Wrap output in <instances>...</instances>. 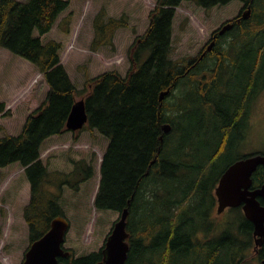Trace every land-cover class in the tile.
I'll return each instance as SVG.
<instances>
[{
    "label": "trees",
    "instance_id": "16d2710c",
    "mask_svg": "<svg viewBox=\"0 0 264 264\" xmlns=\"http://www.w3.org/2000/svg\"><path fill=\"white\" fill-rule=\"evenodd\" d=\"M182 1L156 0L148 15L146 31L130 47V67L126 74L123 76L116 70H109L87 78L86 85L89 87L80 94L61 63L60 42H43L41 39L52 29L69 1L0 0V47L32 63L43 74L48 86L45 99L26 117L21 131L0 138V167L18 162L25 168L30 184L29 201L23 207L30 243L49 229L53 217L64 215L60 203L62 186L69 184L75 189L77 182L90 178L92 174L89 163L75 161V172L87 171L72 184L69 177H61V172H50L40 158L41 144L47 138L67 132L65 123L68 114L80 94L84 96L88 116L83 129L94 130L108 139L93 204L97 210L122 212L125 208L130 209L127 225L130 251L125 264H253L246 251L250 245L252 225L238 208L230 210V218L225 225L219 224V244L217 250L213 249L217 251L214 256L206 254L205 250L200 253L185 250V253L175 245L181 236L178 227L184 225L180 209L185 202L189 204V209L197 212L199 218L196 216V219L204 223L202 216L206 215L213 202L214 185L224 168L216 173L203 167L206 164L216 165L219 158L227 154L232 146H237L245 134L246 122L240 116L244 114L245 117L246 111L241 95L248 99L253 89L246 88L242 93L241 85L224 93L219 84L225 83L224 75L221 78L226 71L223 65L228 75L237 80V85L242 84L239 75L245 69L251 73L243 82L255 83L256 58L264 45V0H255L254 5V0H239L244 7L253 6V10L259 4L260 14L255 19L252 15L240 23L233 21V28L218 37L206 59L191 69L189 67L195 62L194 58L173 60L170 57L174 9ZM195 1L201 7L210 8L232 0ZM127 26L126 15L107 16L105 9L101 8L92 20L90 50L98 51L106 46L114 48L116 31ZM180 81L182 83L177 88ZM208 82L219 91L217 97L231 104L239 103L243 110H232L234 107H231V111L226 110L225 114L217 111L223 120L219 124L209 114L206 101H201V91L204 83ZM168 89L170 94L160 100V93ZM187 93L191 103L207 109V127L214 134L211 141H207L203 155L190 164L186 162L187 151L191 150L189 145L184 146L179 157L167 158L161 153L164 152L162 149L167 134H164L163 142L160 140L163 135L161 126L166 122L172 125L173 131H184L178 119ZM211 98L215 99V95ZM209 102L215 109L218 108L213 101ZM1 113L7 114L4 102H0ZM191 130L195 131L191 137L198 136L200 129ZM237 158L238 155L232 161ZM178 168H183L182 173L178 172ZM263 178L264 169L260 167L253 176L254 185L263 183ZM168 237H171L169 242ZM100 259V251L74 257L70 249V256L59 260L66 264H94Z\"/></svg>",
    "mask_w": 264,
    "mask_h": 264
},
{
    "label": "rangeland",
    "instance_id": "374dc122",
    "mask_svg": "<svg viewBox=\"0 0 264 264\" xmlns=\"http://www.w3.org/2000/svg\"><path fill=\"white\" fill-rule=\"evenodd\" d=\"M68 1V7L59 15L52 29L42 35L41 39L43 42L47 40L60 42L61 63L81 94L89 87L88 84L86 85L87 78L109 70H116L123 76L126 74L130 67L128 59L130 47L146 31L148 15L155 6L156 0ZM255 3L254 0L253 5ZM101 8L105 9L107 16L126 15L128 26L116 31L113 39L114 48L106 46L98 51H92L90 50L93 36L92 20ZM244 8L239 0L210 8L199 6L195 0L182 1L174 9L170 57L173 60L195 59L202 49H206L210 35L227 21L235 19ZM260 12L259 4L255 10L252 6V19L257 18ZM256 61L255 83H249L251 88L248 86L251 91L253 89L250 96L252 98L248 100L249 98H245L244 94L241 95L246 113L245 117L244 114L240 117L243 116L245 122L247 120L245 136L237 146H232L227 154H223L216 165L206 164L203 167L211 172L217 173L222 168H227L241 153L264 152V45ZM223 67L226 70L225 83L219 84L222 92L225 93L235 86L242 85V93H245L244 89L248 88V83H244L243 80L248 77L247 74L249 75L248 69L239 75L242 84L237 85V80L228 75L225 65ZM181 83L182 81L178 83L177 88ZM209 83H204L201 101H206L205 106L209 114L216 118L219 124L223 120L217 111L225 114L226 110L231 111V107H234L232 110L237 108L243 110L241 104L236 102L231 104L222 97H217L219 91ZM47 90L48 86L42 73L32 63L0 47V102L5 103V111H7V114H0V138L8 134L16 135L21 131L26 117L43 102ZM80 94L77 100L82 97ZM188 95V93L185 95L183 109L178 119V124L184 128V131L181 129L173 131L172 128L166 136L163 150L167 158L179 157L187 144L191 149L186 154V162L189 163L193 160L195 162L203 155L207 141H211L214 134L207 127L209 124L205 119L208 114H205L207 109L191 103V97ZM213 95L215 99L211 98ZM209 101H213L218 108L215 109ZM191 129H200L198 136L191 137V134L195 133ZM107 144L108 139L100 133L82 129L77 135L68 131L49 137L40 147V158L47 169L50 172H61V177L64 179L69 177L72 184L78 177L67 175L75 171V161L87 162L92 167L90 178L81 182L77 188H71L69 184L62 186L60 203L70 223L63 246L73 250L74 257L100 251L113 223L119 217V212L97 210L93 204L100 178V164ZM24 169L18 162L0 167V264H22L29 246L28 226L23 216V207L29 201L30 184ZM182 169L178 168V172L182 173ZM86 171L87 169L78 170L75 174L82 177ZM180 245L181 243L176 244V247L182 251L184 246L180 249ZM181 253L178 255L179 261ZM206 254L215 255L210 251Z\"/></svg>",
    "mask_w": 264,
    "mask_h": 264
},
{
    "label": "water",
    "instance_id": "95a60500",
    "mask_svg": "<svg viewBox=\"0 0 264 264\" xmlns=\"http://www.w3.org/2000/svg\"><path fill=\"white\" fill-rule=\"evenodd\" d=\"M251 14V6H247L239 19H247ZM232 23L227 22L219 30V34L232 28ZM214 44L211 41L207 47L209 50ZM170 90L160 93L162 100ZM88 121L84 97L76 100L68 114L65 126L70 131L80 130ZM163 133L171 129L169 123L162 126ZM258 166L264 167V155L254 154L243 157L228 166L219 178L215 188L218 200V212L226 207H242L245 217L253 225V235L255 236V248L264 243V204L258 198L264 199V184L250 189L252 183V173ZM129 209L125 208L120 213L118 220L106 238L102 249V259L94 264H124L129 251V244L126 240L128 232L126 230ZM69 229V222L64 216H55L50 227L40 238L33 241L25 252L22 264H66L59 261V257H66L69 251L63 248L66 232Z\"/></svg>",
    "mask_w": 264,
    "mask_h": 264
},
{
    "label": "flooded vegetation",
    "instance_id": "af4514ba",
    "mask_svg": "<svg viewBox=\"0 0 264 264\" xmlns=\"http://www.w3.org/2000/svg\"><path fill=\"white\" fill-rule=\"evenodd\" d=\"M220 36H223V35H218L217 31H214L210 35L209 39H210V41L214 40V42L216 43L218 37H220ZM205 50L206 49H202L200 51V53L197 54V56L195 58V62L192 63V65H191V67H189V69H191L192 67L194 68L196 65H199V63H201V61H203L204 58L206 59L207 52H205ZM204 53H205V55H204ZM200 57H203V58H200ZM193 65H195V66H193ZM223 75H224V73H222L221 78L223 77ZM217 182H218V180H217ZM217 182L215 183V185L217 184ZM263 183H264V178H263ZM215 185H214V187H215ZM252 188H254V187L251 186V189ZM260 199H261L262 203L264 204V200H262V198H259V200ZM191 204H192V202H191ZM215 206H217V200H216L215 196L213 195V202H212L211 206L208 208L209 211H207L206 215H203L202 219H201V220L205 221V223L200 221V219L199 220L196 219V216L198 218H199V216L197 215V212L194 209H192V210L189 209L186 204L181 207L180 211L183 213V216L180 219L184 225L183 226L180 225L178 227L179 232L181 233V236H180V238H177V239H180L178 241L177 245L181 243L180 249H182V246H184L182 251H184L186 253L185 250H189L191 253H200L203 250H205L206 253L209 251L212 253H217V251H215V250L218 249L217 246L219 244V232H218L220 229L219 224L225 225L226 222L229 221V219H228L229 217L227 215L229 208L223 210L222 212H217V209L215 208ZM224 214H226V216ZM188 222H191V224H189ZM170 239H171V237H168L167 241L169 242ZM172 240H173V238H172ZM249 242H250V245L246 249L247 255H248L247 258L249 260H253V261L254 260L258 261V260L264 259V244L257 251H255L254 246L253 245L251 246V243L253 242V236L250 238ZM214 248H215V250H213ZM262 254H263V257H261ZM187 257H188V255H187ZM263 263H264V261H263Z\"/></svg>",
    "mask_w": 264,
    "mask_h": 264
},
{
    "label": "bare ground",
    "instance_id": "6f19581e",
    "mask_svg": "<svg viewBox=\"0 0 264 264\" xmlns=\"http://www.w3.org/2000/svg\"><path fill=\"white\" fill-rule=\"evenodd\" d=\"M249 6H251V5H249ZM242 44H243V43H242ZM215 45H216V44H215ZM212 54H213V53H212ZM204 55H205V53H204ZM221 55H222V54H221ZM210 56H211V55H210ZM241 56H242V55H241ZM203 57H204V56H203ZM203 57H200V58H203ZM224 57H225V56H224ZM219 58H220V57H219ZM227 58H228V57H227ZM204 59H205V58H204ZM228 59H229V58H228ZM200 61H201V60H200ZM201 62H202V61H201ZM222 62H223V61H222ZM241 62H242V61H241ZM186 63H187V62H186ZM198 63H199V62H198ZM240 64H241V63H240ZM182 65H184V64H182ZM193 66H195V65H193ZM218 66H219V65H218ZM240 67H241V66H240ZM192 68H193V67H192ZM217 68H218V67H217ZM186 69H187V68H186ZM240 71H241V70H240ZM212 73H213V72H212ZM249 73H251V72H249ZM203 74H204V73H203ZM203 74H202V75H203ZM205 74H207V73H205ZM191 78H192V77H191ZM214 78H215V77H214ZM248 78H249V77H248ZM251 80H252V79H251ZM251 80H250V81H251ZM190 81H191V80H190ZM248 81H249V80H248ZM246 85H247V84H246ZM248 86H249V83H248L247 87H248ZM250 86H251V85H250ZM250 86H249V87H250ZM255 86H256V85H255ZM205 87H206V86H205ZM249 87H248V88H249ZM251 87H252V86H251ZM251 87H250V88H251ZM170 91H171V90H170ZM203 92H204V90H203ZM169 94H170V93H169ZM167 95H168V94H167ZM251 98H252V97H249L248 100H250ZM170 125H171V124H170ZM236 127H237V126H236ZM236 127H235V129H236ZM172 128H173V127H172V125H171V129H170L168 132L163 133V135L160 136V140H161V142H163V139L166 137V136L164 137V134H168V133L172 130ZM231 129H232V128H231ZM162 132H163V131H162ZM222 137H223V136H222ZM223 138H224V137H223ZM232 138H233V137H232ZM165 140H166V139H165ZM220 141H221V140H220ZM159 142H160V141H159ZM230 142H231V140H230ZM221 143H222V142H221ZM162 144H163V143H162ZM164 144H165V143H164ZM192 144H193V143H192ZM229 144H230V143H229ZM221 145H222V144H221ZM230 145H231V144H230ZM230 145H229V146H230ZM163 146H164V145H163ZM161 147H162V145H161ZM230 147H231V146H230ZM162 150H163V149H162ZM218 150H219V149H218ZM196 151H197V150H196ZM159 153H160V152H159ZM161 153H164V152H161ZM194 153H195V152H194ZM216 153H217V152H216ZM216 153H215V154H216ZM215 154H214V155H215ZM161 155H162V154H161ZM212 157H213V156H212ZM191 159H192V158H191ZM191 159H190V160H191ZM191 161H192V160H191ZM189 164H190V163H189ZM189 164H188V165H189ZM229 166H230V165H229ZM149 235H150V234H149ZM146 237H147V236H146ZM144 238H145V237H144ZM153 238H154V237H153ZM149 240H150V239H149ZM148 245H149V244H148ZM140 249H141V248H140ZM140 255H141V254H140ZM139 263H140V262H139Z\"/></svg>",
    "mask_w": 264,
    "mask_h": 264
}]
</instances>
